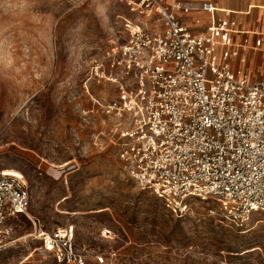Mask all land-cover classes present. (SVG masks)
Wrapping results in <instances>:
<instances>
[{
	"label": "rangeland",
	"instance_id": "obj_1",
	"mask_svg": "<svg viewBox=\"0 0 264 264\" xmlns=\"http://www.w3.org/2000/svg\"><path fill=\"white\" fill-rule=\"evenodd\" d=\"M121 16L119 0H0V171L30 191L0 264H54L32 220L72 225L87 264L98 252L106 264H264V213L235 226L215 201L191 199L175 216L121 160L101 107L115 87L90 78L122 39Z\"/></svg>",
	"mask_w": 264,
	"mask_h": 264
},
{
	"label": "built area",
	"instance_id": "obj_2",
	"mask_svg": "<svg viewBox=\"0 0 264 264\" xmlns=\"http://www.w3.org/2000/svg\"><path fill=\"white\" fill-rule=\"evenodd\" d=\"M119 1L131 17L121 16L122 39L93 60L90 78L115 87L101 107L113 118L131 177L175 216L191 199L215 201L235 226L264 213V75L255 80L243 67L231 40L234 22L220 20L195 35L180 16L196 9L191 0ZM29 206L25 177L1 170L0 252L18 242L15 220L29 217ZM32 224L29 236L54 264L88 263L72 225ZM93 259L106 264L101 252Z\"/></svg>",
	"mask_w": 264,
	"mask_h": 264
},
{
	"label": "crops",
	"instance_id": "obj_3",
	"mask_svg": "<svg viewBox=\"0 0 264 264\" xmlns=\"http://www.w3.org/2000/svg\"><path fill=\"white\" fill-rule=\"evenodd\" d=\"M196 9L181 14L182 22L195 35L206 32L211 24L220 20L234 22L231 40L240 57L245 59L243 67L251 77L259 80L264 75V0H191ZM210 2L213 12L201 9ZM222 9V10H220ZM260 38L259 47L255 40Z\"/></svg>",
	"mask_w": 264,
	"mask_h": 264
}]
</instances>
